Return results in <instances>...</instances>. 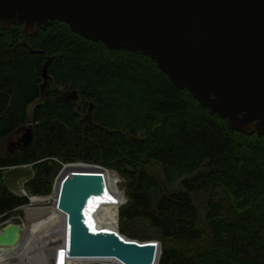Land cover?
Masks as SVG:
<instances>
[{"label":"trees","instance_id":"16d2710c","mask_svg":"<svg viewBox=\"0 0 264 264\" xmlns=\"http://www.w3.org/2000/svg\"><path fill=\"white\" fill-rule=\"evenodd\" d=\"M22 26L0 23V221L28 203L3 167L31 164L26 188L47 194L62 164L85 162L117 173L127 198L118 226L130 237L149 226L154 236L139 237L160 242L157 264H264V136L229 127L139 51L107 48L59 20L30 36ZM68 86L76 99L61 97ZM90 104L93 124L81 123ZM28 121L31 142L6 154L2 141Z\"/></svg>","mask_w":264,"mask_h":264},{"label":"water","instance_id":"95a60500","mask_svg":"<svg viewBox=\"0 0 264 264\" xmlns=\"http://www.w3.org/2000/svg\"><path fill=\"white\" fill-rule=\"evenodd\" d=\"M52 20L107 48L149 56L173 84L185 87L229 127L264 136V0H0L1 25L21 22L22 35ZM50 61L42 67L44 81ZM70 92L67 98L76 99ZM91 109L90 104L81 123L93 124ZM27 125L21 147L32 140L31 121ZM105 170L89 163L66 170L63 165L58 174L53 203L65 215L66 256L157 264L158 240L130 239L119 226L117 231L88 227L87 201L103 196ZM30 231L27 221L2 226L0 254L18 257Z\"/></svg>","mask_w":264,"mask_h":264},{"label":"bare ground","instance_id":"6f19581e","mask_svg":"<svg viewBox=\"0 0 264 264\" xmlns=\"http://www.w3.org/2000/svg\"><path fill=\"white\" fill-rule=\"evenodd\" d=\"M85 165L86 163L80 162H74L72 164L66 163L64 165V169L66 170L70 167H81ZM104 177L106 183L105 190H103V196L92 197L87 201L85 220L88 227L92 230L104 229L117 231L118 225L116 221V209H118L119 205L123 202V197L122 193L116 188L117 179L113 170H105ZM47 199H49V196L34 197L31 199V201L45 202ZM30 206L32 207L33 205ZM31 207L24 209L26 217H28L26 218V221L30 224L31 231L29 233L28 239L23 244V247L27 252L25 253V257L22 259V262L18 264H33L35 262V254L38 251L37 248L45 245L47 241L49 243L53 242L54 237L56 236L57 239L54 243H56L55 245H57L59 248L58 258H52L50 264H61V252L64 254L62 258V264H121L117 259L114 258H72L66 256L65 251L62 248V244L65 243L66 231L64 213L56 209L53 202L52 205L49 206V211H51L50 214L33 211L31 210ZM54 215H56L57 218ZM5 257L6 255L0 254V258L2 261L4 260V262L7 261Z\"/></svg>","mask_w":264,"mask_h":264},{"label":"rangeland","instance_id":"374dc122","mask_svg":"<svg viewBox=\"0 0 264 264\" xmlns=\"http://www.w3.org/2000/svg\"><path fill=\"white\" fill-rule=\"evenodd\" d=\"M35 103H32L31 105H29L28 112H30L32 110V108L34 107ZM85 113L86 112H83L81 115H83ZM27 126H28L27 124L24 125L17 132H13L12 134L8 135L2 141V144H1L2 145V150L6 154H9V155L10 154H15V153H17L20 150L19 149L20 147H18V146H16L15 148H12L11 147V143L19 142L20 139H22V142H24L23 135L25 133V128ZM56 161L61 163L57 159H56ZM80 163H85V162H80ZM21 165H24V164L17 165V167H15V168H10V166H12V165L3 167L2 168V180L6 184V186L13 193L18 194L20 196L27 197L28 198V203H26L25 205H22L21 207H18L16 209H14L10 213V216L2 219L0 221V228L2 226H4L5 224H7L8 222L21 223V222L26 221V218H28V217H26L24 209H26L27 207H31L30 205H33L31 207V210H33V211L45 212V213H49L50 214L51 211H49V206L52 205V202H53L55 182H56V179L58 177L59 172L61 171V168L65 164H62V167L59 169L58 173L54 176L53 182H52L51 191L49 193H47V194H33V193H30V191L26 188L25 182L29 178H31L33 176L34 168L32 167L31 164H26L25 167H23ZM155 167L157 169L154 172L157 174V176H159V179L161 180L162 185H164L167 189H174L176 187V185H171L170 183H167L165 181V178H164L163 173L161 171L160 165L156 164ZM121 184H122V181L119 179L118 186L122 190ZM23 189L26 192V194L23 193V191H22ZM30 196H37V197L49 196V199H47V201H45V202H43V201H40V202L34 201V202H32ZM197 198L199 199L198 202H200V204L202 205L203 204L202 198H200V197H197ZM126 200H127V198H126ZM54 216H56V215H54ZM56 218H57V216H56ZM6 219H7V221H6ZM136 232L138 234V237H130V236H127V235L126 236L130 237L131 239H137L139 241H145V240H148V239H155V238H141V237H139V236H142V235L143 236H148V235L154 236V234H155V232L153 230H151L149 226H146V225H144L142 223L141 224H136ZM56 239H57V236L54 237L53 242L49 243L47 241V243L45 245L37 248L38 251L35 254V262L33 264H50V262L52 261L51 260L52 258H54V259L58 258L59 248H58L57 245H55L56 243H54ZM26 252L27 251L25 250L18 257H15V258L14 257H10V258L9 257L8 258L5 257V259H7L6 262H4V260L2 261L1 258H0V264H18V263L22 262V259L25 257V253Z\"/></svg>","mask_w":264,"mask_h":264},{"label":"built area","instance_id":"2783aa9c","mask_svg":"<svg viewBox=\"0 0 264 264\" xmlns=\"http://www.w3.org/2000/svg\"><path fill=\"white\" fill-rule=\"evenodd\" d=\"M21 166H23V167H25L26 166V164H24V165H21ZM15 167H17V165H12V166H10V168H15ZM114 173H115V176H116V179H117V182H116V184H117V189L119 190V192H121L122 193V197H123V202L120 204V205H122V204H124L125 202H126V197H125V194H124V191H123V189L121 190L120 188H119V186H118V183H119V176L117 175V173L115 172V171H113ZM23 191V193L24 194H26V192L24 191V189L22 190ZM31 197V199L32 198H34V197H37V196H30ZM119 205V206H120ZM21 207V206H20ZM117 210V216H116V221H117V225H118V209H116ZM6 221H7V219H6Z\"/></svg>","mask_w":264,"mask_h":264},{"label":"flooded vegetation","instance_id":"af4514ba","mask_svg":"<svg viewBox=\"0 0 264 264\" xmlns=\"http://www.w3.org/2000/svg\"><path fill=\"white\" fill-rule=\"evenodd\" d=\"M69 86H70V85H69ZM69 86H68V88L62 90V92H61V94H64V95H65L64 98H67V97H70L71 95H73L72 92H70V90H69V89H70ZM81 114H82V113H81ZM84 115H85V114L81 115L80 118L84 117ZM22 143H23V142H22V139H20L19 142L11 143V147H12V148H15L16 146H18V147H20L19 149H21V148H22V147H21Z\"/></svg>","mask_w":264,"mask_h":264},{"label":"snow or ice","instance_id":"6c2138e0","mask_svg":"<svg viewBox=\"0 0 264 264\" xmlns=\"http://www.w3.org/2000/svg\"><path fill=\"white\" fill-rule=\"evenodd\" d=\"M63 252L60 253V256H61V264H62V258H63Z\"/></svg>","mask_w":264,"mask_h":264}]
</instances>
